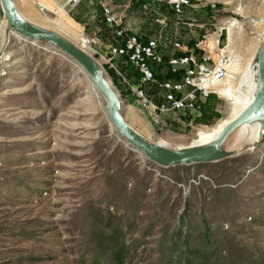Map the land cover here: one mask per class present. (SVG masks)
<instances>
[{
  "label": "rangeland",
  "instance_id": "1",
  "mask_svg": "<svg viewBox=\"0 0 264 264\" xmlns=\"http://www.w3.org/2000/svg\"><path fill=\"white\" fill-rule=\"evenodd\" d=\"M42 2L49 11L15 0L29 21L76 45L101 13L94 0L80 4L84 14ZM195 5L208 16L195 18L196 44L207 37L217 51L229 38L239 60L196 110L154 114L93 56L131 126L170 147L206 140L230 121L221 91L238 86L264 41V0ZM232 19L241 29L228 37ZM4 22L0 2V264H264V137L249 149L239 129L224 147L243 149L225 160L159 168L120 138L75 61L11 31L3 46Z\"/></svg>",
  "mask_w": 264,
  "mask_h": 264
},
{
  "label": "built area",
  "instance_id": "2",
  "mask_svg": "<svg viewBox=\"0 0 264 264\" xmlns=\"http://www.w3.org/2000/svg\"><path fill=\"white\" fill-rule=\"evenodd\" d=\"M33 1L42 12L49 11L40 0ZM64 1L62 10L86 0ZM94 1L101 9L106 27L113 31L112 43L105 46L101 39L89 36L79 40L78 46L104 61L128 91L149 106L154 114L194 111L202 101L218 93L222 83L234 76L233 69L239 60L235 51L229 49V38L226 46L216 51L210 38L200 37L198 51H187L177 37L176 28H194L196 19L189 17L194 0ZM114 5L137 10L149 17L157 14L156 32L150 35L144 31L127 30L114 12ZM234 20L239 22L237 19L230 21ZM228 33L227 29L230 37ZM103 47L107 48L106 55L102 52ZM128 70H131L132 77H128Z\"/></svg>",
  "mask_w": 264,
  "mask_h": 264
},
{
  "label": "water",
  "instance_id": "3",
  "mask_svg": "<svg viewBox=\"0 0 264 264\" xmlns=\"http://www.w3.org/2000/svg\"><path fill=\"white\" fill-rule=\"evenodd\" d=\"M0 2L5 21L11 31L22 36L26 41L49 43L82 68L95 89L105 98L109 121L120 138L130 145L132 151L141 153L159 168L191 167L225 160L234 153L225 149L227 140L236 130L246 125L259 123L262 128L259 139L264 137V41L253 59L257 66L259 88L249 105L227 124L215 139L188 147H170L165 143L149 140L131 126L123 115L122 101L117 91L95 57L61 34L29 21L20 12L15 0H0ZM222 34L227 35L226 28L223 29ZM257 144L258 142L255 143Z\"/></svg>",
  "mask_w": 264,
  "mask_h": 264
},
{
  "label": "bare ground",
  "instance_id": "4",
  "mask_svg": "<svg viewBox=\"0 0 264 264\" xmlns=\"http://www.w3.org/2000/svg\"><path fill=\"white\" fill-rule=\"evenodd\" d=\"M228 29H229V34H230L231 31L234 29L240 30L241 24L235 20L230 21ZM10 31L11 30L9 29V27L5 21L1 26V43L3 46L6 45V43L9 41V38H11V34L9 33ZM11 32L15 33L13 31H11ZM15 35L17 37L23 38L22 36H20L16 33H15ZM253 59L250 61V63L246 67V69L243 73V77L240 80L238 86L236 88H226L224 90L222 89V91H221V94L225 98H227L229 101H231L232 105H233V111L231 114V119L227 124H229L234 118H236L249 105L254 94L256 93V91L259 88V78H258V74H257V66L253 62ZM94 92L96 94H98L97 90L95 88H94L93 92H91L90 94H93ZM225 126H221V127L217 128L212 133L210 138L203 140V141H197L194 144L206 143V142H209V141L215 139L220 134V132L222 131V129ZM239 129L243 135L241 137V139L244 140V138H245V143H247V145H249V147H248L249 149L252 148L253 145L259 141V137H260V134L262 132V128H261L259 123H256L254 125H249V126L246 125V126H243ZM243 143L238 144V142H237L236 146H238V147L235 150H233V152L238 153L239 151H241L243 149V146H242Z\"/></svg>",
  "mask_w": 264,
  "mask_h": 264
},
{
  "label": "crops",
  "instance_id": "5",
  "mask_svg": "<svg viewBox=\"0 0 264 264\" xmlns=\"http://www.w3.org/2000/svg\"><path fill=\"white\" fill-rule=\"evenodd\" d=\"M30 1H33V0H21V2H22L21 5L26 10H29V2ZM40 1L42 2V0H40ZM53 1L57 2L58 5H60V6H63L65 3L64 0H53ZM73 8H74L73 10H75V12H78L79 14H84V12H85V9L82 10L83 6H81L80 4L73 7ZM196 8H199V6L195 5L194 9H196ZM70 9H72V8H68V9L66 8L65 10L69 11ZM202 9H204V7H201V10ZM99 10L101 11L100 8H99ZM113 10L117 14V16L119 17L121 24L127 30H129L131 32L144 31L146 33H149L150 35H153L154 32H156V30H157V27H158L157 18H159V16L157 14L149 17L147 15L142 14L141 12H139L137 10H129V9H125V8L120 7V6H117V5L113 6ZM192 13L194 15V18H196V19L199 18L200 20L206 19L208 17L205 12L204 13H202V12L196 13L194 10H192ZM187 30H189V29H187L186 27L185 28H178V29L176 28L177 37H179L181 42L184 44L185 50H187V51H192V50L196 51L197 50L198 51L195 36L191 35L192 30H190V32H188ZM78 33H80V32H78ZM86 33H88V35H90V36H94V37L99 38L101 40H110L111 39V43H112L113 31L106 27L104 19L102 17V13H100L99 19L94 23L92 30H90ZM127 74H128V77H132L131 70H128ZM152 92H153V90H150V93H152Z\"/></svg>",
  "mask_w": 264,
  "mask_h": 264
},
{
  "label": "trees",
  "instance_id": "6",
  "mask_svg": "<svg viewBox=\"0 0 264 264\" xmlns=\"http://www.w3.org/2000/svg\"><path fill=\"white\" fill-rule=\"evenodd\" d=\"M106 68H108V67L106 66ZM108 70H109V72H111L113 78H114L115 80H117L118 82L121 83V81H120L119 78L116 76V74H115L111 69L108 68ZM121 84H122V83H121Z\"/></svg>",
  "mask_w": 264,
  "mask_h": 264
}]
</instances>
